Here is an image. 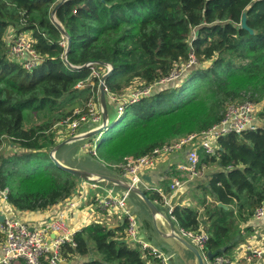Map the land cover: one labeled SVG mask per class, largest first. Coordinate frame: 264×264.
Listing matches in <instances>:
<instances>
[{"label":"trees","instance_id":"obj_1","mask_svg":"<svg viewBox=\"0 0 264 264\" xmlns=\"http://www.w3.org/2000/svg\"><path fill=\"white\" fill-rule=\"evenodd\" d=\"M57 5L55 0H0V149L5 141L14 149L13 154L0 156V191H6L8 204L20 212L45 210L73 193L77 179L54 167L48 153L59 143L56 126L76 109L85 112L98 86L93 79V89L75 88L91 70L64 62L61 32L51 19ZM243 15L250 31L241 28ZM55 19L70 39L67 63L110 64L105 87L115 95L135 79L145 87L157 84L179 64H187L191 55L196 63L190 68L213 60L207 70L194 68L189 78L203 82L202 101L209 102L200 116L190 115L200 123L196 131L185 129L184 137L217 124L226 102L246 101L237 99L249 85L264 95V0H67L56 9ZM8 29L30 34L33 49L42 58L31 71L10 55ZM169 84H159L161 89L126 106L103 132L94 157L122 161L126 151L138 157L164 145V137L147 135L149 127L143 128L145 135L137 131L171 118L183 106L187 87L168 88ZM216 109L222 112L214 116ZM259 118L264 119V106ZM261 125L220 136L214 156L201 154L202 166L215 164L219 170L194 188L196 205H179L171 212L178 227L207 232V252L224 249L218 256H231L242 242L232 237L236 225L247 223L264 204ZM146 195L163 202L157 191ZM124 229L123 223L109 228L93 222L74 233V246H61L62 257L78 256V264H147V254L124 242Z\"/></svg>","mask_w":264,"mask_h":264},{"label":"built area","instance_id":"obj_2","mask_svg":"<svg viewBox=\"0 0 264 264\" xmlns=\"http://www.w3.org/2000/svg\"><path fill=\"white\" fill-rule=\"evenodd\" d=\"M55 1L56 3H63L67 0ZM6 39L10 55L26 71H31L40 64L42 58L34 51V42L28 32L17 33L13 29H8ZM59 45L64 51L66 50L67 40L62 33ZM195 63V58L190 56V60L185 67L189 68ZM90 70L89 78L78 82L75 86L76 89H83L87 86L93 89V79H97L98 86L100 85L101 77L106 72V68L96 64L90 66ZM178 75L180 76L179 73L173 72L168 78L161 80L157 84L171 83ZM157 84L142 87L140 90L134 91L135 93L132 95L128 92L115 95L109 93L105 87V96L108 103L114 106L117 114L120 116V114H123L126 106L137 103L142 98L149 97L153 87ZM98 86L94 92L91 90L92 95L86 103L85 112L76 109L71 117L66 118V120L57 125L66 128V138L74 135L83 125L101 122ZM255 110V104L248 100L240 103H228L224 109L222 119L209 129L200 133L189 134L186 137L154 148L151 152L142 156L124 157L115 170L132 186L142 184L144 187L149 188H145L146 190H150V188H153L148 187L143 182L142 176L144 174H151L159 162L165 161L166 157L163 155L173 154L172 157L176 155L181 156L182 161L176 163L172 169L176 175H172L171 177L169 192L159 194L163 204L168 205L172 195L188 183L194 182L195 178L200 176L203 168L200 164V155L214 156L217 149L216 141L220 136L229 133L240 134L246 129L259 127V124L255 122ZM88 148H90L91 155L96 156V147L87 145L86 149ZM82 189L81 193L78 192L71 199L69 197L66 201H63L61 203L63 204V208L52 219L37 225H29L10 217L7 208L1 207L0 234L2 235V239L0 240V264H63L66 262L65 258L62 257L61 246L65 243H70L74 246L72 241L74 231L70 230L67 226L66 214L76 209L81 203L80 200L84 199L92 189L94 190L93 200L97 203L98 208L108 216L116 215L118 220H121L125 224L123 231L125 243L132 246L136 245L143 253L148 255L151 264H169V258L165 254L159 252L150 242L140 237L139 222L133 213V207L128 202L127 193L118 195L112 190H106L103 193L104 195H101L96 191L95 185L92 186V189L91 187L87 190H84L83 187ZM0 196L5 203L7 201L6 191H0ZM172 210L170 209V214ZM250 220L251 223L249 224ZM250 220L247 222L249 225L242 224L240 226L242 228L240 231L241 235L245 236L246 240L243 244V249L245 256L261 259L264 256V235L261 233L263 231L262 226H258L256 223L264 221V204L255 209ZM244 225L245 229H251L248 233L244 231L242 227ZM178 229L183 237L189 239L197 246L208 263V252L205 249L206 242L209 239L207 232L203 228H200L198 231L185 230L180 227ZM235 261L236 259H233L231 256L217 255L210 262L211 264H235Z\"/></svg>","mask_w":264,"mask_h":264},{"label":"water","instance_id":"obj_3","mask_svg":"<svg viewBox=\"0 0 264 264\" xmlns=\"http://www.w3.org/2000/svg\"><path fill=\"white\" fill-rule=\"evenodd\" d=\"M62 3H58L56 7L51 12V17L53 23L58 27L63 36L66 37L67 47L63 53L64 62L71 68L81 69V68H90L92 65H96L97 63H86L83 66H71L67 63V53L70 45V39L68 33L64 30V28L55 20V11ZM241 28L249 30L246 26L245 15L242 16L241 20ZM250 31V30H249ZM106 68V72L102 75L99 85V106L101 111V122L98 124H86L81 126L78 131L72 135L71 137L66 138L65 140L59 142L49 151V158L54 167L59 170H62L76 179H80L85 183L94 184L96 186V191L99 193H104L106 190H112L114 193L118 195H122L127 193L128 201L131 199V195H134V198L140 203L141 208L145 209L150 216V222L146 220L140 219L133 208V213L136 215L137 220L140 226L141 238L148 240L151 236L154 238L156 236L157 241H162L167 246L173 247L174 255L164 253L169 258V264H211V260L216 257L218 254H223L224 249H219L214 253H207L208 263L205 261L201 252L198 250L197 246L190 241L189 239L183 237L178 229V225H176L175 220L172 218L169 213L170 209H173L176 206H179V199L182 195L190 188L192 183H188L183 188L178 190L174 195L171 196L168 205L164 207L167 211L169 218H167L164 214L160 213L159 205L154 203L152 200L148 198L146 195V189L142 184H137L132 186L126 179L121 176H118L115 172H108L106 166L102 165L101 162L90 157V164L85 162L84 158L81 161L76 162V159L71 158L70 162L72 164H64L57 157V153L69 145H74L77 143H83V141L92 139L94 137H99L103 134L104 131L107 130L109 125L111 124L110 118L108 116V105L112 107L111 104L108 103L105 96V80L108 75L112 72V66L107 63L97 64ZM114 109V108H113ZM84 164H82V163ZM111 173L115 174V178L111 176ZM142 180L144 183L148 185V187H155V184L151 180L150 174H144L142 176ZM133 198V199H134ZM131 202V201H130ZM133 203V202H132ZM220 205V204H219ZM2 219H0L1 221ZM174 223V224H173ZM150 234V235H149ZM149 241V240H148ZM151 242V241H150ZM152 243V242H151ZM176 248H175V247ZM177 249L180 253V250L183 251L184 254L190 255L189 258H183V254L176 252ZM177 257V258H176Z\"/></svg>","mask_w":264,"mask_h":264},{"label":"rangeland","instance_id":"obj_4","mask_svg":"<svg viewBox=\"0 0 264 264\" xmlns=\"http://www.w3.org/2000/svg\"><path fill=\"white\" fill-rule=\"evenodd\" d=\"M191 56H193V55H191ZM212 63H213V60H207V61H204L202 63L198 62L193 68H190V67L186 68L185 67L186 63L179 64V66L176 69H174V73H179L180 76L181 75L182 76L180 77L178 75V77L175 78L173 80V82H171L167 86H168V88L169 87H178V88H181V89H186V87H187L188 91L186 93V99L182 103L183 106L181 108L177 109L179 111L177 112V114H174L173 116H171V118L169 117V118H167L166 120H163L160 123L159 122H154V123L147 124L144 127L139 128L140 130H138L137 132H140V133L145 135V132L143 131V128L149 127L148 130H147V132H148L147 135L148 136H151V137H155V136L164 137V142L163 143L168 144V143L173 142L175 140V138H177V137H180V136L184 137V135H185V133L187 131V130L186 131H184V130L187 129V128L191 129V131H196L198 128H195V127L198 126L200 121L192 119L190 115L200 116L201 111L205 107H207V103L209 102V100L206 99L205 101H202L203 94L201 93V91H202L201 90V85H203V82L198 81V82L192 83V82H190L191 79H189V78L192 76V73L195 71L194 68L201 67V69L207 70V69H209L212 66ZM143 84L144 83H142L139 80L135 79V80H133L131 82L129 87L126 90H124V92L131 93V95H132L137 90H140V88L145 87ZM163 84H168V83H163ZM167 86H164V87H167ZM156 87H159V88L157 90H154ZM161 88H162V86L161 85L159 86V84H157L156 86L153 87V90H154L153 93L155 91H158ZM257 89H259L257 86L249 85L245 90L240 92V96L237 99V101H239V100H249V101L253 102L255 104V107H256V110H255L256 111V113H255L256 114L255 122L258 123V124L262 123V126H264V119L259 118V113H260V111L262 110V108L264 106V95L261 92H258ZM98 92H99V86H98ZM234 103H237V102H234ZM225 105H227V102H226ZM107 110H108V116L110 118V122L114 121L115 118L117 119L119 114H117L115 108L113 109V108H111V106L108 105ZM98 111H99V108H98ZM221 112H219V110L216 109L214 111V116L217 113L219 115ZM210 114L211 115L213 114L212 110H210ZM120 116H121V114H120ZM211 119L212 118L210 117L209 121ZM169 120H170V122H169ZM113 123H115V122H112V124ZM170 125H173L172 128H171ZM56 133H57V138H59V142H61V141L66 139V128L65 127L56 126ZM102 135H100L98 138L94 137L92 139L85 140V141H83V143H77V144H75L72 147L66 146L65 148H63L62 150H60L57 153V157L60 160H64V162H66L67 164H72L70 162L71 158L76 159V162H79V161H81L82 158H84L85 162H87V164H90L89 163L91 161L90 157H92L93 159L101 162L102 165L106 166V168L108 169L106 171L114 172V170L116 169V166L121 162V159L115 158L112 161L100 160L97 157L95 158L94 156L91 155L90 148L86 149L87 152H85V153L83 152V151H85V148H83V151H82L83 154L81 153V147L83 145L84 146L85 145H92V146L96 147V144L98 143V141L100 139H102ZM134 151L135 150H133V152ZM13 153H14L13 147H11L8 144V142L5 141L3 146L0 149V156L5 157V156H8V155L13 154ZM131 154H133V153H129V151H126V157L127 156H132ZM86 155H89L90 157H88ZM163 156L166 157L165 159H169V158H171L173 156V154H167V155H163ZM175 163L173 165H175ZM212 166L213 165H210V164L203 165L204 168L201 170V173H200L201 175L199 177L195 178L194 182H191L192 185L189 188L190 191L187 190V194L185 195V197L187 198L186 200H188L189 202H193L194 201L193 195H191V194L193 193V190L197 191V190L194 189L195 186H196L195 183H201V182H203L202 180H204V179L207 180L208 177H206L205 174H207L211 170L210 168H212ZM206 168H208L207 171H206ZM214 168H216V167H214ZM53 175H55V174H53ZM111 176L115 178V174L114 173H111ZM167 183L168 182H166V184ZM166 184L164 183V186H166ZM93 185L94 184H90V183L88 185V183H85L84 181H82L80 179L75 180V189H74L73 193L70 195V197L71 196H75L78 192L81 193L83 191L82 187L84 188V190H87V189H89V187H91V189H92ZM197 195H200V192H198ZM90 196L94 197V190L93 189L90 192ZM133 198H134V195L132 194L130 201L133 202L138 217L140 219L146 220L147 222H150V219L144 214V212H142V210H139V208H138L137 204L134 202ZM6 203L8 204L7 201H6ZM96 204L97 203L94 202V200H93V205L95 207H96ZM192 207H195V205L192 206ZM158 208H159L160 213L164 214L167 218H169V215H168L167 211L164 208H162L160 206ZM248 223L250 224L251 220ZM248 223H245V224L247 225ZM241 225H242V223H241ZM241 225H239L238 227L236 225L235 229L233 230L232 237H234L236 240L240 239V241L245 242V236H242L241 232H240L241 229H242V228H240ZM242 227H243L244 231H247V229H250V228L245 229V225L242 226ZM247 233H248V231H247ZM261 233L264 235V229H263V231H261ZM154 238L158 239L156 236H154Z\"/></svg>","mask_w":264,"mask_h":264},{"label":"crops","instance_id":"obj_5","mask_svg":"<svg viewBox=\"0 0 264 264\" xmlns=\"http://www.w3.org/2000/svg\"><path fill=\"white\" fill-rule=\"evenodd\" d=\"M112 107L114 108V106L112 105ZM262 124V123H261ZM75 145V144H74ZM74 145H69V147H72ZM86 146L87 145H83L81 147V153L83 154V152H87L86 150ZM83 148H85V151H83ZM83 151V152H82ZM181 160V156L176 155L174 157H171L169 159H166L165 161L159 162V164L157 165V167L153 170V172L150 174L151 176V180L152 182L155 184V187L153 189L150 188V190L153 191H157L159 194L160 193H164L165 189H169V185L171 182V177L173 175V171L172 169L175 167V165H173L175 162L176 163H180ZM62 163L66 164V162H64V160H61ZM175 163V164H176ZM173 165V166H172ZM213 165L212 168H210L211 170L205 174L206 177L209 176L210 173L212 172H217L219 169L215 166V164H211ZM216 167V168H214ZM204 168V167H203ZM202 168V169H203ZM208 170V168H206V171ZM114 172L120 176L116 170H114ZM201 175V174H200ZM208 180V179H207ZM207 180H202L203 182L201 183H195L196 186L197 185H201L207 182ZM166 182H168L166 184ZM164 183L166 184V186H164ZM195 186V187H196ZM146 188V187H145ZM149 189V188H146ZM150 190H145V191H150ZM190 191V190H188ZM196 191L193 190V193H195ZM89 194V195H88ZM84 199L80 200V204L77 206L76 209H73L72 211L67 212L66 214V222H67V226L69 227L70 230H73L74 233H76L77 231H80L82 228L88 226L89 224L93 223V222H99V223H103L104 225H107V227L109 228H116L118 225L122 224L121 220H118V218L116 217V215L113 216H108L107 214H105V212L101 211L97 204L96 207L93 205V197L90 196V193H88ZM101 195H104L103 193H100ZM187 194V191L182 195V197L179 199V205H193L195 203V201L193 202H189L188 200H186L187 198L185 197V195ZM73 196H71L69 199H71ZM95 202V201H94ZM129 204L135 209V206L132 202H130V200L128 201ZM134 202L137 204L139 210H142V212H144V214L150 218L149 213L141 208L140 203L134 198ZM154 203H156L157 205H159L160 207L164 208L166 205L157 203L156 201H153ZM62 203V202H61ZM58 203L54 206H51L45 210L42 211H35V212H20L17 211L14 207H12L10 204H7L6 202L4 203L2 201V198L0 196V208L1 207H6L7 208V212L8 215L10 217H13L23 223L29 224V225H37L41 222L47 221L52 219L57 212H59L62 208H63V204ZM201 211V210H200ZM0 219H2V213H0ZM177 225V224H176ZM255 225V224H254ZM256 225L258 226H262V229H264V221H261L259 223H256ZM178 227V226H177ZM149 237V241L153 247H155L159 252H161L162 254L164 253H168L171 255H174L175 253H173V247L167 246L165 243H163L162 241H157L155 238H152L151 236ZM246 241V240H245ZM245 242H240L232 251V255L231 257L234 259H236L235 264H262L264 263V256L261 259H255V258H250L248 256H245V252L243 249V244ZM262 243V242H260ZM175 247V246H174ZM176 248V247H175ZM264 249V247H263ZM177 253H179V251L177 249H175ZM180 254H183V258H189L190 255H186L183 253L182 250H180ZM0 255H1V249H0ZM176 255V254H175ZM174 255V256H175ZM177 258V257H176ZM66 262H64L63 264H78L81 261V258L78 256H74L70 259H65ZM18 264H24V263H18ZM147 264H151L150 260L147 261Z\"/></svg>","mask_w":264,"mask_h":264}]
</instances>
